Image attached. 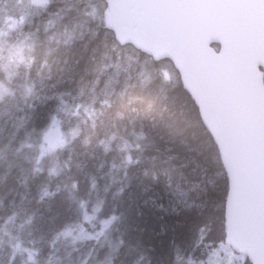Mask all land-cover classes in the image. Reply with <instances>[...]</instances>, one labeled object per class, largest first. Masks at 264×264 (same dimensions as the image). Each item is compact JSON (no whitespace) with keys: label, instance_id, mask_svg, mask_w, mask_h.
Listing matches in <instances>:
<instances>
[{"label":"snow or ice","instance_id":"obj_1","mask_svg":"<svg viewBox=\"0 0 264 264\" xmlns=\"http://www.w3.org/2000/svg\"><path fill=\"white\" fill-rule=\"evenodd\" d=\"M0 264H264V0H0Z\"/></svg>","mask_w":264,"mask_h":264},{"label":"trees","instance_id":"obj_2","mask_svg":"<svg viewBox=\"0 0 264 264\" xmlns=\"http://www.w3.org/2000/svg\"><path fill=\"white\" fill-rule=\"evenodd\" d=\"M87 64V56L84 55V58L81 61V65L79 71H83ZM69 81V87H74ZM132 96H141L142 99H133L131 103L129 102L130 97L125 96L120 101H118L105 115L103 122L97 129H90L87 125L84 126V133L81 137H79V142L77 144L78 152H85L88 150L89 146L85 144L86 139H91L93 142V146L95 145L96 136L100 131L103 130L105 124L109 122H118L120 126L127 124L128 118L132 115L133 108H145L150 100V97L147 93H144L140 90L131 91ZM123 114L124 119L118 120L117 114ZM147 123V122H145ZM177 233H194L196 224L198 220L195 216L190 218L180 217L172 221Z\"/></svg>","mask_w":264,"mask_h":264},{"label":"rangeland","instance_id":"obj_3","mask_svg":"<svg viewBox=\"0 0 264 264\" xmlns=\"http://www.w3.org/2000/svg\"><path fill=\"white\" fill-rule=\"evenodd\" d=\"M73 124L76 125V124H79V121H77L75 118H73ZM87 227V225H86Z\"/></svg>","mask_w":264,"mask_h":264}]
</instances>
